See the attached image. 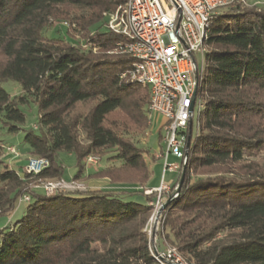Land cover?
Instances as JSON below:
<instances>
[{
	"label": "trees",
	"instance_id": "16d2710c",
	"mask_svg": "<svg viewBox=\"0 0 264 264\" xmlns=\"http://www.w3.org/2000/svg\"><path fill=\"white\" fill-rule=\"evenodd\" d=\"M125 1L0 0V83L21 87L13 97L0 87V130L23 132L26 162L48 161L37 175L7 166L0 173V217L22 195L30 198L20 219L0 228V264H158L144 231L155 193L107 188L45 196L29 188L62 178L60 152L75 157L73 181L146 185L148 148L134 138L149 128V91L119 78L133 60L110 54L123 39L102 30V13ZM55 21L75 23L85 47L65 26L49 37ZM205 47L202 108L180 193L161 213L160 239L185 264H264V9L219 10ZM30 104L37 124L25 130L22 109ZM88 156L103 162L97 173L86 175ZM138 195L144 204L132 200Z\"/></svg>",
	"mask_w": 264,
	"mask_h": 264
},
{
	"label": "built area",
	"instance_id": "2783aa9c",
	"mask_svg": "<svg viewBox=\"0 0 264 264\" xmlns=\"http://www.w3.org/2000/svg\"><path fill=\"white\" fill-rule=\"evenodd\" d=\"M236 5L257 7L264 5V1L251 4V0H126L114 11L105 14V30L123 39L109 53L126 55L133 60L131 67L119 78L148 89L147 123L151 127L160 120L158 133L165 145V151H161L156 158L163 159L164 172L175 174V177L184 162L188 122H193L195 108L197 114L202 108L198 89L210 20L219 10ZM194 91L196 95L192 104ZM191 105L192 112L189 111ZM2 147L6 156L19 157L14 147ZM170 157L177 160V164L168 165ZM99 162L98 157L88 156L85 167L96 166ZM47 166L46 159L29 158L23 172L37 175ZM173 182L162 183L158 189L145 190L144 194L169 192ZM29 188L40 190L45 196L87 190L78 181L65 182L62 179L29 185ZM29 201L28 195L19 198V202ZM150 205L154 207V203ZM160 206L158 198L153 216H156ZM149 250L158 264H185L173 248L160 253Z\"/></svg>",
	"mask_w": 264,
	"mask_h": 264
},
{
	"label": "rangeland",
	"instance_id": "374dc122",
	"mask_svg": "<svg viewBox=\"0 0 264 264\" xmlns=\"http://www.w3.org/2000/svg\"><path fill=\"white\" fill-rule=\"evenodd\" d=\"M263 1L264 0H251V4L255 3V2H263ZM247 8H254V7H247ZM257 8L264 9V5H257ZM60 10L66 11L67 9L61 8ZM114 10L102 13V18H103L102 30H105V25H106L105 14L112 12ZM70 23L71 24H69V21H61V22L55 21V22H53L52 28L49 30V32H47V35L49 37H57L55 34H53L54 32L59 33L57 28H53L57 25L68 27L69 28L68 29V35L71 36L72 38L76 39L77 41H80V44H82V46L84 48L85 45L81 42L82 38L78 32L76 24L72 23V22H70ZM197 61H199L198 58H197ZM0 87L6 93H8L11 97L19 95L21 93V87L17 83L10 81V80L1 82ZM87 108H88V106H86V108L82 107L81 110L86 111ZM22 111L25 115V124L23 125V129H25V130L33 129V126L34 125L36 126V124H37V109H36L35 105L30 104L28 107H24L22 109ZM196 119H197V107L195 108L194 115H193V122H192V134L193 135H194L195 130H196ZM160 124H161V122L159 120V121H157L155 126L153 124L151 127H149L148 130L141 137H135L134 138V141L137 140L139 143H143V144H146V140H147V142H148V144H147L148 155L150 157L155 156V155H159L161 153V151H165V145L162 141L161 134L158 133V129L160 127ZM22 140H23V132L22 131H19L18 133L14 134V135H9V134H6L3 130H0V141H2L0 144H3L5 146L6 145L7 146H13L20 153V154H18V155H20L18 157L19 159L16 160L15 162H12L10 160V158H7L6 155L3 154L0 157V173H2L6 169L5 166H7V167L9 166V167H11V169L16 171L17 173L23 175V168L26 165V159H27V156H26L27 146L23 144ZM263 158H264V154H263ZM158 161L159 162H156V163L158 165L157 180L159 181V183L160 184H162V183L168 184L170 181L175 180V178H176V177H174L175 174H171L169 172H164V160L159 159ZM57 162H58V164L61 165L62 170H63V174H62L61 179L65 182H70L72 180V178L75 176V174L77 173L75 157L72 154L60 152L57 154ZM167 164L168 165L177 164V161L170 157L167 160ZM102 166H103V162H99L96 166L87 165L86 166V172L89 174L97 173L102 168ZM153 167H154L153 163L149 162L150 174L155 173V170ZM89 174H87V175H89ZM94 180H96V179H89L88 181H78V182L84 184L87 187V189L92 190V189H94L93 186L89 185L87 182L94 181ZM98 180H102V179H98ZM110 186H111V188H130L127 190H132V191L139 190V191H142L143 195H145L144 194L145 190H149V189L145 188V186H143V187L139 186L138 188L131 187V186H126V187L116 186V185L115 186L110 185ZM167 194H168V191H162L161 193L156 192L155 196H150V197L154 198V201L153 202L149 201V203H148V204L154 203V207H153L154 209H152L151 216L148 219V221L144 227V231H145V233L148 237V240H149V248L153 252L157 248L159 249V247H157V246H159V244L163 245L161 251H165L167 248L175 249L174 247H171V246L163 243L160 239L161 214L158 218H156V216H153V214L155 213V202L159 198L161 204H163L167 199L166 198ZM146 196H149V195H146ZM131 198L136 203H139V204L145 203V199L142 196L138 195V196H133ZM26 205H27V203L19 202V199H18V201L16 202V205H15L14 211L7 217H0V225L3 222L5 224V226H7L10 223H14L18 219H20L22 217L24 211H25ZM154 218H156V220ZM157 252L160 253V250L155 251L154 253H157Z\"/></svg>",
	"mask_w": 264,
	"mask_h": 264
},
{
	"label": "crops",
	"instance_id": "0c3cea01",
	"mask_svg": "<svg viewBox=\"0 0 264 264\" xmlns=\"http://www.w3.org/2000/svg\"><path fill=\"white\" fill-rule=\"evenodd\" d=\"M155 126V125H154ZM147 144H148V142H147V140H146V146H147ZM7 146V145H6ZM11 147H13V146H11ZM15 148V147H14ZM15 150L17 151V149L15 148ZM17 153L18 154H20L18 151H17ZM20 156V155H19ZM7 158H10V160L12 161V162H15L16 160H18L19 158H13V157H11V156H6ZM157 157V155H155V156H149L148 155V158H147V162H148V166H149V162L150 163H153V165H154V170H155V173H153V174H150V177H149V179H148V181H147V183H146V185H145V188H147V189H158L160 186H161V184L159 183V181L157 180V169H158V165H157V163L156 162H159L158 160L159 159H157L156 158ZM26 159V158H25ZM172 159H174V158H172ZM175 160V159H174ZM177 161V160H176ZM155 163V164H154ZM8 168L9 169H11V167H9L8 166ZM87 174H89V173H87L86 172V175ZM175 177V176H174ZM171 182V181H170ZM169 182V183H170ZM89 185H92L93 186V188L94 189H92V190H98V189H107V188H111V186L108 184V182H107V180H105V179H102V180H94V181H89V182H87ZM166 198H167V196H166ZM5 226V224L2 222L1 223V225H0V228H2V227H4Z\"/></svg>",
	"mask_w": 264,
	"mask_h": 264
},
{
	"label": "water",
	"instance_id": "95a60500",
	"mask_svg": "<svg viewBox=\"0 0 264 264\" xmlns=\"http://www.w3.org/2000/svg\"><path fill=\"white\" fill-rule=\"evenodd\" d=\"M195 95H196V91H194V94H193L192 104L194 102ZM189 111L192 112V105H191ZM191 125H192V121L189 120V122H188V134H187V138H186V144H185V147H184V162H183V165H182V168H181V171H180L179 181H178V183L176 185V188L174 189L173 193L170 196H168V198L166 199V201L163 204H161L160 208L157 211L156 218H158L160 216V214L162 213V211L164 210V208L175 197H177L178 194L180 193V188H181V185L183 183L184 175H185V169H186V162H187L188 150L190 148V142H191Z\"/></svg>",
	"mask_w": 264,
	"mask_h": 264
}]
</instances>
